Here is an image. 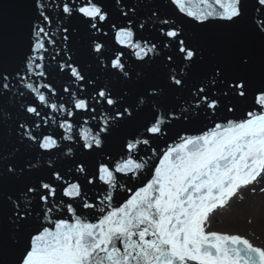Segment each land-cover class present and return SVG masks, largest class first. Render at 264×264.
I'll list each match as a JSON object with an SVG mask.
<instances>
[{"label":"snow or ice","instance_id":"1","mask_svg":"<svg viewBox=\"0 0 264 264\" xmlns=\"http://www.w3.org/2000/svg\"><path fill=\"white\" fill-rule=\"evenodd\" d=\"M169 4L201 25L210 19L234 24L244 18L247 0H169ZM35 7L42 20L33 26L34 39L30 45L33 54L27 57L25 67L15 72V78L35 94L40 105L53 113L65 114L66 118L59 123L65 141L75 139L74 123L70 118L76 115L77 120L81 119L77 113L85 114L84 123L87 124L89 119H96L93 115L98 111L96 104L103 102L114 114L102 119L95 134L88 127L81 128L78 133L83 141L80 151L89 156L103 155L107 160L97 162L91 170L83 160H72L66 170L53 167L49 160L47 177L38 176L32 182L33 170H39L33 163L35 156L25 163L5 165L0 170V194H3L0 209L7 207V220L17 233L30 229L26 246L16 264H264V248L254 246L239 234L208 230L214 219L213 213L225 209L240 189L264 176V87L252 93L251 105L245 109L243 119L214 122L208 130L196 135L178 133L177 140L157 151L152 145L169 135L168 126L173 120L195 122L202 113L214 118L221 109L227 112L237 110L238 105L248 100L250 81L243 75L229 78L226 69L218 65L212 70L207 84L202 82L192 92L194 104L183 108L180 115H176L174 109L158 113L156 109L163 107L166 91L182 90L198 63L197 51L189 47L184 38L177 39L181 37L177 21L160 19L159 24L166 26L157 28L159 36L165 38L160 44L167 48L171 41H176L178 52L183 54L182 62H188L185 65L187 73L173 68L164 75L163 83L146 84L134 102L127 103L130 93L126 88L116 91L109 86L97 85L96 78L82 74L83 68L77 66L70 54L67 60L63 57L57 60L60 56L57 52L52 57L57 67L46 70L43 63V53L48 51L46 43L55 45L56 41L43 26L46 23L51 27L52 24L49 15L45 14V4L36 0ZM61 10L68 18L61 20L63 26L57 29L65 53L71 52L69 45L74 20L96 32L102 31L98 24L109 21V14L95 0L80 3L72 0L71 5L65 2ZM254 10L264 14V0H254ZM136 12L137 8L130 6L123 12L127 18L126 26L110 22V27L115 44L120 49L129 50L127 54L133 55L137 61L145 62L150 54H156L157 45L148 39L141 43L137 38L132 27V16ZM156 16L157 11L153 9L149 19ZM137 28L147 31L145 22L138 23ZM258 31L264 38V20L258 21ZM104 48L105 44L97 39L90 41L88 51L96 54L97 68L108 70L110 76L127 84L131 77L123 62L126 53L117 49L105 63L102 59L105 57ZM165 55L167 61H174L172 54ZM240 63L246 66L249 59L241 56ZM22 72L25 75H21ZM59 73L81 83V91L84 86H95L92 89L94 95L77 98L67 84L61 85L62 91L74 101L76 112L63 103L51 102L41 91L43 88L57 96L58 89L49 77ZM13 75L7 69L0 70V90L5 94L11 93L9 81ZM31 75L47 82L37 87L28 82ZM24 95L23 91L18 92V96ZM7 98V95L0 97ZM89 99L95 103H90ZM141 106L152 109V119L144 123L142 132L133 133L131 138L124 137L120 143L121 158L114 160L106 152V144L137 119ZM20 109L25 119L28 116L36 118L32 120L36 128L41 127V122L47 126L49 118L31 102L21 104ZM52 122L56 123L54 119ZM19 128L26 132L18 137L17 153L22 150L30 152L33 145L38 154L40 150L51 153L60 147L53 135L33 134L26 122H19ZM12 131L7 120L0 121V140L7 138ZM24 135L29 143L24 142ZM141 146H144L145 155H140ZM149 150L151 155H147ZM71 154L72 149L68 148L66 155ZM154 158L158 163L150 169L151 176L146 184L135 191L120 185V190L132 194L122 204L114 205V193L119 183L117 174L128 177L129 181L137 180ZM69 173L73 176L71 180L68 179ZM89 185L103 193L99 206L86 194ZM101 185L107 186V190ZM11 188H16L15 198L8 191ZM80 209L101 215L93 222L83 212L78 214ZM64 210L70 219L54 218V212ZM5 255L6 248L0 242V264H6Z\"/></svg>","mask_w":264,"mask_h":264},{"label":"water","instance_id":"2","mask_svg":"<svg viewBox=\"0 0 264 264\" xmlns=\"http://www.w3.org/2000/svg\"><path fill=\"white\" fill-rule=\"evenodd\" d=\"M41 2L45 4V14L49 15L52 21L51 27H48L46 23L43 26H45L51 38L56 41L55 45L46 43L48 51L43 53L45 57L43 63L46 70L51 71L57 67L56 62L52 60V57L56 56L57 52L60 53V56H57V60H60L61 57L67 60L70 54L73 60L76 61L77 66L83 68L82 74L86 75V77L96 78L97 85L109 86L116 91L126 88L130 93L126 98L127 103H133L137 93L142 91L146 84L163 83L164 75L171 71V69L174 68L177 72L183 70L187 73L185 65L188 62H182L183 54L178 52L176 41H171V46L167 48L160 44V40L165 38L159 36L157 28L166 27L159 24L160 19L177 21V27L181 32V37L177 39L184 38L186 44L197 51L198 63L196 71L182 90L177 92L166 91L163 107L156 109L158 113L174 109L175 114L180 115L183 108L194 104L195 100L192 97V92L202 82L205 85L207 84V79L210 78L212 70L218 65L226 69L229 78L243 75L250 81L251 86L249 88L248 100L244 104L238 105L237 110L227 112L221 109L220 113L214 118L207 117L202 113L201 117L195 122L173 120L168 126L169 135L152 145L157 148V151L167 148L168 144L177 140L178 133L181 135H196L200 134L201 131L208 130V128L214 125V122H226L228 119H243L245 109L251 105L252 93L256 89L264 87V38H262V35L258 31V21L264 20V14L254 10V0H247V7L242 20L231 24L225 21L210 19L204 25L180 14L174 6L169 4V0H119V3L117 0H95L109 14V21L98 24V27H101L102 31L96 32V30L87 29L78 20H74L73 38L69 45L71 48L70 53L62 51L64 44L61 40V33L57 29L63 26L61 20L66 21L68 19L63 15L61 10L63 3L67 2L71 5L72 0H41ZM77 2L80 3L83 0H77ZM35 3L36 0H0V70L7 69L14 74L9 81L11 93L5 94L0 90V97L4 95L8 97L7 100L0 99V121L7 120L8 126L13 129L7 138L0 140V170L5 165H20L25 163L28 158L35 156L36 159L33 160V163L37 164L39 170H33L35 175L31 178L32 182H35L38 176L47 177L49 160L52 161L53 167H58L61 170H66L70 167L72 160L85 161L89 170L97 162H107L103 155L89 156L85 152L80 151V145L83 141L79 138L78 133L81 128L88 127L95 134L102 119L105 117L110 118L114 114L107 109L106 104L103 102L96 104L98 111L93 114L96 116V119H89L87 124L84 123V120L87 119L85 114L77 113L81 119L77 120L76 115L70 118V122L74 123L73 135L75 139L73 141H65L62 139V136L65 134L64 130L59 128V123L66 118L65 114L53 113L49 108L40 105L35 94L25 89L23 83L15 78V72L23 69L27 57L33 54L30 51V45L34 39L32 35L33 26L39 24L42 20L39 16V11L35 7ZM58 5L59 7H57ZM130 6L137 8L136 14L132 16V27L137 33V38L141 40V43L145 39H148L151 43L157 45L156 54H150L149 57H146L145 62L137 61L133 55L127 54L129 50L120 49V46L115 44L114 32L110 27V22H115L118 26H126L125 21L127 18L123 16V12L128 11ZM153 9L157 11V16L149 19ZM140 22L146 23L147 31L137 28V24ZM105 32L108 35H104ZM93 33H95L94 36ZM92 39H97L98 42L105 44V48L103 49L105 57L102 58L105 63H108L107 57L111 56L117 49L126 53L123 62L131 77L127 84L118 80L116 76H110L108 70L97 68V62L94 59L96 54H90L88 51ZM165 54H172L174 61H167ZM241 56H246L249 59L248 65L245 66L240 63ZM21 75H25V73L22 72ZM49 79L57 87L58 95L52 96L51 93H48L43 88H41V91L44 92L51 102H56L57 104L63 103L74 112H76L73 108L74 101L68 93L62 91L61 85L67 84L71 92L76 93L77 98H89L90 94L94 95L92 92L93 87H95L94 85L84 86L83 91H81L82 84L75 82L74 78L65 77L63 73L54 74ZM28 82L38 87L41 83L47 81L41 77L31 75ZM20 91L25 93L23 97L18 96V92ZM13 93L16 95L14 96ZM30 102L33 106L38 107L42 115L46 114V117L49 118L47 126L41 122V127L36 128L32 123V120L36 119L35 117L28 116L25 119V114L21 111L20 106L21 104ZM89 102L95 103V101H91L90 99ZM141 108L142 111L137 119L130 125H127L106 144V152L110 153L114 160L121 158L120 143L124 137L131 138L133 133L138 134L142 132L144 123L152 119V109L147 106H141ZM165 118L167 119V117ZM53 119L56 123L52 122ZM19 122H26L28 130H31L33 134L45 133L53 135L58 140L60 147L52 150L51 153H43V150H40L38 154L35 151V145H33L32 151L24 152L22 150L17 153L15 148L20 146L17 142L18 137L21 133L26 132V130L19 128ZM23 139L25 143H29L26 135L23 136ZM68 148L72 149L71 155H66ZM141 148L140 155H145L143 151L144 146H141ZM147 155H151L150 150L147 152ZM156 163H158V160L155 158L150 161L149 168L141 173V177L137 180L129 181L128 177L117 174L119 183L114 193L113 204L117 206L122 204L132 194V192L120 190V185H124L125 189H132V191L144 186L147 180L150 179V169L154 168ZM68 179H73L71 173L68 174ZM81 182L83 183L82 177ZM100 187L107 190V186L101 185ZM8 191L15 198L16 188L8 189ZM86 194L89 198H94L92 202L97 203L99 206V198L103 196L99 188H92L90 185L86 186ZM2 200L3 194H0V201ZM79 212H83L93 222L95 221V217L101 215L100 213L90 214L88 210L83 209L78 210V214ZM55 217L70 219L66 210L54 212ZM29 231L30 229L17 233L7 220V207L0 209V242L6 248V255L4 257L6 264H16L17 259L26 246Z\"/></svg>","mask_w":264,"mask_h":264},{"label":"rangeland","instance_id":"3","mask_svg":"<svg viewBox=\"0 0 264 264\" xmlns=\"http://www.w3.org/2000/svg\"><path fill=\"white\" fill-rule=\"evenodd\" d=\"M262 194L264 193H260L255 199H252L251 204H248L247 208H244L243 210H236L228 207V209L225 210V212H227L220 217L221 223L219 225L212 223L211 226H213V228H218V226H220L228 233H238L239 235L249 239L250 242L264 248V229H259L258 227L260 232H262V235L258 236V238H256L257 235L255 230L251 229L253 221H255L258 217H261L258 209L264 204V196H262ZM233 202H235V200Z\"/></svg>","mask_w":264,"mask_h":264},{"label":"bare ground","instance_id":"4","mask_svg":"<svg viewBox=\"0 0 264 264\" xmlns=\"http://www.w3.org/2000/svg\"><path fill=\"white\" fill-rule=\"evenodd\" d=\"M260 193H264V176L258 178L257 182H255L252 185H249L248 188H242L239 190L236 197L232 199V201L229 202V206H227L223 210H218L216 213H213V222L216 223V225H219L221 223V216L224 215L226 212L225 210L228 209V207H231L236 210H243L244 208H247L248 204H251V200L255 199L256 196H258ZM264 196V194H262ZM239 198V199H238ZM235 200V202H233ZM259 214H261V217H258L255 221H253V226L251 229L255 230L256 238L258 236L262 235V232H260V228L264 229V204L258 209ZM211 223V225H212ZM209 227V231H220L225 232V229L223 230L220 226L218 228H213V226ZM259 227V229H258ZM228 233V232H227ZM230 234H238L235 232H229ZM252 243V242H251ZM254 246L260 247L257 244L253 243ZM262 248V247H261Z\"/></svg>","mask_w":264,"mask_h":264}]
</instances>
